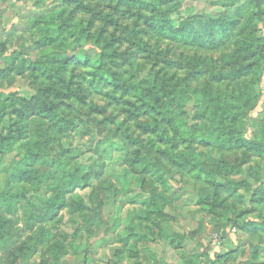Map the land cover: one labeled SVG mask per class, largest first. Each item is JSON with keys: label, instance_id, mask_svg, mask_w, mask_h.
Returning <instances> with one entry per match:
<instances>
[{"label": "rangeland", "instance_id": "374dc122", "mask_svg": "<svg viewBox=\"0 0 264 264\" xmlns=\"http://www.w3.org/2000/svg\"><path fill=\"white\" fill-rule=\"evenodd\" d=\"M140 1L157 3V21L175 28L191 19H237L254 7V0ZM127 7L114 0H0V197H17L10 211L0 204V264H264V158L220 146L217 126L206 121L212 103L200 95L206 74L244 67L233 54L244 30L239 26L217 49L180 46L147 29L153 14ZM260 8V21L249 28L264 46ZM262 58L220 92L231 107V95L247 94L234 129L264 145V52ZM51 59L71 64L57 75L33 71L58 67ZM102 63L121 86L139 87L150 102L156 93L160 112L178 121L183 132L173 156L157 153L168 148L137 128L145 117L123 111L126 102L137 104L134 91L126 96L102 86L120 97L114 102L91 89V73ZM193 72L199 75L179 94ZM66 90L71 100L63 98ZM43 102L61 120L20 117ZM34 136L42 144H32ZM31 150L41 159L27 167ZM56 161L65 162L62 170ZM59 192L83 208L62 207ZM29 212L40 218L30 220Z\"/></svg>", "mask_w": 264, "mask_h": 264}, {"label": "trees", "instance_id": "16d2710c", "mask_svg": "<svg viewBox=\"0 0 264 264\" xmlns=\"http://www.w3.org/2000/svg\"><path fill=\"white\" fill-rule=\"evenodd\" d=\"M110 1V0H109ZM118 4H126L128 7L127 9H131L133 7H138L144 11H147L148 13L153 14L150 18H147V29H149L153 34L157 37V39L162 41H168L170 43L180 45V46H186V47H198V48H204V49H217L220 46L224 45L222 42L226 41L228 37H230L231 33L239 27H242V30H244V33H240L239 37L235 41V50L233 52L234 56L236 57L235 64L240 65L239 60H241L242 63V69L234 70V71H225V72H211L210 77L209 75L206 77L208 80L206 84V89L203 90L200 95L206 100L207 98L210 99V102L212 103V110L211 115L209 117H206V121H211L214 123L217 127L218 132V142L219 145L224 146H230L228 148L230 149H236V150H244L249 153H253L258 155L261 158H264V145L261 143H258L257 141L253 139H246L242 134L237 133L236 129H234V124H238L241 120V117L243 113L245 112V105L248 103V101L245 99L247 97L246 93H242V95L233 96L231 95V99H234L235 106L232 107L223 99V95H221L220 88L224 86L225 83H231L236 80H240L241 78H244L249 75V70L251 67L255 66L254 60L262 63L263 58L262 54L264 52V46L263 43L259 42L258 39H256L255 35L252 34L249 27H254L253 20L256 21V19L261 18V12L258 9H261L260 6H264V0H254V7L252 13L244 14L240 18H222L221 20H214V19H191L190 21H184L182 24L175 28L173 27L168 20L163 21H157L158 15L161 14L160 7L157 5V3H149V2H142L140 0H114ZM77 8L83 12H90V10L87 7L83 6H77ZM53 19V18H51ZM159 20V19H158ZM157 23H156V22ZM245 23V24H244ZM50 29L49 22L46 24L45 32L47 33ZM53 29L52 31H54ZM148 30V31H149ZM48 44L52 42V38L48 36ZM42 43H40L41 46L47 47V43L42 40ZM110 46V43H108ZM144 47L143 45L139 44V48ZM107 60L110 61V64L115 65L114 62L115 56L112 55V53L105 52L104 53ZM76 60V58L74 59ZM52 59L50 60V65L57 66L59 61H55L53 59V62L51 64ZM61 65H58V67L50 68L48 70L46 67L39 64V67H34L33 71L40 72L41 74L44 73H52L54 75H57L58 70H66L67 67L71 64L69 61H63L60 63ZM104 63H102L101 67L98 70H95V72L91 73V79L89 80V83L92 86V90L96 94L103 95L107 97L110 101L114 102H120V97H115L113 92L111 94L104 93L102 91V86H109L116 90H121V95H131L132 91H134V98H136V103L132 102H126L125 105L128 106L125 110H123L126 115L130 119H139V118H146L144 121H140L137 123V128L142 131L143 133H146L149 136H154L157 138L158 143L161 146H164V151L158 149L157 153H159L161 156H166L169 158V156H173V152L171 149H174L176 147L175 139L178 134H181L183 131L179 130L178 121H175L172 117L165 118V114L161 113L158 109L159 101L158 96L156 93H153V98L150 101L147 100L146 95L144 94V91L141 90L137 86H122L120 85L119 81L115 79L113 74H110L108 70L103 68ZM49 71V72H48ZM22 74V71L20 70L19 73ZM199 75L198 73H191L190 77L184 79V84H182L178 91L179 94L183 95V91L186 90V85L189 84L188 80L193 79ZM164 78L171 81L172 75H164ZM48 78H52L51 75L48 76ZM55 78V76L53 77ZM197 78V77H196ZM96 80V84L94 83ZM164 85V83L161 84V87ZM176 86V84L173 86V88ZM216 87L217 89L214 90L217 93L212 94V88ZM177 90V89H176ZM63 95V98L65 100H71L73 96L70 94L69 90H66L65 92H61ZM246 96V97H245ZM225 98V97H224ZM237 100V102H236ZM75 103V102H74ZM34 108V107H33ZM45 102H43L42 106L38 110H33L32 107L28 105L27 108L23 109L19 112V115L22 119L30 117L32 122H35L37 120H48V121H54L58 122L61 120L59 114L56 112L55 109H49L47 111ZM90 111H97V114H103L104 111H98V109L92 108L91 106L88 107ZM161 116L162 118H159ZM205 120V119H204ZM228 121V126H224V122ZM66 128V127H64ZM67 130V129H66ZM172 131V136L169 132ZM62 132V130H60ZM180 131V133H179ZM64 132V131H63ZM204 136V135H203ZM221 139L223 140L221 143ZM30 142L32 144H42L41 141L36 140V137H31ZM127 143L136 145L137 147L140 146L148 151V148H145L144 145H142L137 139L126 137ZM203 144L205 143V147L208 143L205 141H201ZM35 146V145H34ZM154 144H150V148H153ZM28 158V157H27ZM135 161L138 163H143L144 157L134 155ZM29 159V158H28ZM30 159L27 161V167H31L35 162H38L41 157L36 152L30 151ZM175 163L178 162L177 158L174 157ZM58 165H56V168L62 170L63 164L65 162L56 161ZM23 174L26 172V169H24ZM22 174V175H23ZM70 182V181H69ZM74 182V181H71ZM66 183L65 185H67ZM70 185H67L69 187ZM8 192V191H7ZM60 193V200H61V206H70L73 207L74 205L78 206V210L82 209V204L77 202L72 203H65V200L63 198V193ZM7 194H13L11 192ZM2 195V194H1ZM62 197V199H61ZM17 198L16 196L5 198L0 197V204L6 208L9 207V211L12 209V199ZM27 201V199H25ZM24 200V201H25ZM28 205V204H27ZM26 205V206H27ZM3 207L0 206L1 209ZM29 214H32L29 212ZM40 218V215L32 214L30 217V220H38Z\"/></svg>", "mask_w": 264, "mask_h": 264}]
</instances>
